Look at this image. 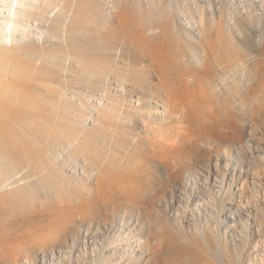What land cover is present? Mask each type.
Listing matches in <instances>:
<instances>
[{"label": "rangeland", "instance_id": "rangeland-1", "mask_svg": "<svg viewBox=\"0 0 264 264\" xmlns=\"http://www.w3.org/2000/svg\"><path fill=\"white\" fill-rule=\"evenodd\" d=\"M23 2H28L29 5L26 12L18 14L23 18L21 21L25 29L24 41L15 43L19 56L14 57L21 62L19 71H12L15 69L12 66L16 64L12 62L14 57L11 53L4 60V66H8L7 72L0 69V251H17L21 258L29 256L34 259L35 251L39 250L55 257V264H116L119 263L121 254L112 259L106 249L102 251L99 248L98 252L97 248H89L86 243L87 229L90 225H103L105 221L111 220L120 222L121 227V219L124 217L131 225L141 223V228L138 229L141 238H138L142 246L135 245L136 249H141V253L137 252L131 258V264H264L262 112L248 126L251 125L250 128L261 139V153L257 154L262 155L263 160L259 162L255 159V151L249 145H246L248 147L244 154H236L238 161L251 169L261 170L263 180L259 189H262L256 193L254 185L249 184L252 191L248 195L250 201L248 203L244 200L245 207H241L238 194L234 196L232 189L230 195L222 198L205 185L202 191L206 190L212 201L210 205L218 200L219 203L211 211L212 216L205 212L201 216H193L197 223V253L188 245L189 242L196 244L193 242L196 238L191 240L192 238H185L179 233L186 231L194 239L195 231L190 226L191 215L181 224L177 220V213H168L165 209L166 200L171 199L173 185L184 181L183 171L169 176L163 163L159 161L163 176L171 178L170 184L159 188L158 183L156 189L146 195L147 205L144 204V208L141 206L143 210L140 211L136 206L134 207L137 209L133 206L128 208L124 202L110 203L111 193L106 190L92 200L86 199L96 193V176L103 169L104 163H107L111 172L119 166L122 168L123 164L125 166L124 162L131 159L127 155L132 150L131 143L137 140L133 133H144L142 125L133 128L129 119L122 124L117 118L112 121L111 128L108 117L103 121L98 116L103 114L107 104H114L117 110L118 107L121 109L113 96L118 84L112 79L107 81L108 76L112 78L109 71L111 66L121 69L148 66L157 49L161 53L169 51L172 55L181 49L189 54L191 65L197 64L196 54L194 55L197 35L186 28L193 27L189 15L200 18L203 12L207 15L210 11L219 14L223 7L235 14V4H240L241 14L235 18L237 24L229 17L224 25L227 30L233 28L228 45L233 49L239 46L248 54L245 87H256L264 78V0ZM3 5L5 4L0 0V14L4 10ZM17 5L19 8L23 7L22 3ZM16 10L18 12L19 9L15 8L14 11ZM254 12L258 13L256 18L253 16ZM180 24L183 27L178 30ZM259 60L262 61L258 62ZM81 61L86 67L83 72L80 71ZM104 71H109L110 75H104ZM94 72L98 73L96 79H93ZM152 80L158 82L156 76ZM261 88L264 89V84ZM130 97L133 100L123 102L126 112L139 108L136 104L137 97L132 94ZM260 102H264V97L249 94V106L253 104L258 107ZM258 110L264 111L262 108ZM155 112L158 114V111ZM92 117L95 120L92 121ZM104 133L107 136L122 134L126 141L116 167H113V161L110 164L105 161L107 152L103 148ZM236 135L245 140L249 135L246 125ZM149 144L150 142L138 149L150 152ZM201 154L206 157L204 151ZM88 165H91L89 175L85 173ZM235 178L237 186H241L242 180L239 178L242 176ZM86 191L90 193L86 194ZM172 213L174 214L171 215ZM158 218H166V226ZM69 219H73L74 223L64 240L59 239L58 243L55 239L57 243L54 241L51 247L43 250L39 246L40 242L47 243V238L52 234V228L45 229L44 225L51 223L53 226L55 222L57 225L58 222L63 223ZM159 226L163 229L167 227L163 231L170 237H164ZM33 230L37 233H33ZM78 230L81 231V238L75 239L74 233ZM157 232L161 233L157 235L159 238H156ZM173 232L175 237L180 234L178 238L181 239H175ZM205 232L212 239L207 241L204 238ZM26 235L31 238L35 235L34 241L37 239L35 242H40L35 243L33 238L31 240ZM138 238L135 236V239ZM21 240L23 243L19 244ZM64 244L70 247L69 259L65 258L64 252H58L59 247ZM198 245L204 249L201 250ZM29 249H33L31 254ZM190 251L196 254L197 260ZM186 254L191 255L188 257Z\"/></svg>", "mask_w": 264, "mask_h": 264}, {"label": "bare ground", "instance_id": "bare-ground-1", "mask_svg": "<svg viewBox=\"0 0 264 264\" xmlns=\"http://www.w3.org/2000/svg\"><path fill=\"white\" fill-rule=\"evenodd\" d=\"M1 1L5 5H3L4 10L0 14V69L7 72V64L4 66L6 55L11 53L13 57L19 56L15 43L19 40L24 41L25 38V29L21 21L23 18L19 17L18 14L19 12H26L29 4L23 2V0ZM17 3H22L23 7L19 8ZM15 8L19 9L18 12L17 10L14 11ZM235 8L237 10L235 14L230 13L228 9L223 7L219 14L210 11L207 15L203 12L200 18L193 14L189 15L193 27L186 26V28L191 29L197 35L196 50L194 52L197 64L191 65L189 54L183 50L181 51V49L176 53L174 52V55L169 51L161 53L157 49L158 51H155L156 54H154L153 60L148 66L138 65L135 69L127 67L121 69L111 66L109 71L112 78L108 76L107 81L110 82L112 79L118 84L113 96L116 104L121 106L122 110H119V107L117 110V106L114 104H107L103 114H98L103 121H106L105 117H108L111 128L113 120L116 121L118 118L119 122L124 124L125 121H128L126 119H129L133 124V128L142 125V131L145 134L133 133L137 140L131 143L132 150L127 152L131 159L124 162L126 163L125 166L123 164L122 168L119 166L120 169L115 168L111 172L107 167V163H104L103 169L96 176V193L94 192L95 195L92 193L86 199L92 200L94 196H99L103 190H106L111 193L110 203L124 202L127 203L128 208L136 206L140 211L142 207L144 208L147 205L146 195L149 192L154 191L159 184V188H162L165 184H170L171 178L163 176L158 164L159 161L163 163L169 176L183 171L184 181L179 185H173L171 199L166 200L165 209L168 213L170 211L177 213V220L181 224L187 221L189 215H191L192 218L190 219L193 222L190 220V226L192 225V229L194 228L195 231L194 239L193 235H188L190 233H186V231H180L179 233L185 238H192L191 240L196 238L193 241L196 244L191 242L188 244L195 253L198 250L197 223L193 216H201L204 212L210 214L219 203L218 200L214 205H210L212 201L209 199L206 190L202 191L205 185L222 198L230 195L232 189L234 196L238 194V203L241 204V207H245L244 200H247L248 203L250 201L248 195H251L252 191L249 184L254 185L256 193L262 189H259L263 180L261 170L259 168H249L246 164L238 161L236 156V154H244L246 147H248L246 145H249L255 151V159L259 162L263 160V156L257 154L258 152L261 153V139L253 131L254 129L250 128L251 125L248 126V124L262 115L261 112L264 113V111L258 110L259 108L264 109V102H260V105H257L258 107L253 104L249 106V94L250 96L264 97V89L261 88L264 84V78L260 80L256 87H245L244 81L248 73L246 62L248 54L239 46L233 49L228 45L233 28L227 30L224 25L229 21V17H232L235 24H237L236 17L241 14V11H239L240 4H235ZM13 12L15 13L13 14ZM253 16L256 18L258 13L254 12ZM182 27L183 25L180 24L177 28L181 30ZM16 36L20 39H17ZM260 61L262 60L258 62ZM12 62L16 64L14 67L12 66V69L15 68L12 71L16 73L19 71L18 67L21 62L15 57ZM85 70L84 62L81 61L80 71ZM109 71L102 73L110 75ZM153 76H156L158 82L155 83L152 80ZM96 77H98V73L94 72L93 79H96ZM103 80L106 81V78L103 77ZM130 94L137 97L136 104L139 105V108H132L131 112H126L123 102L133 100ZM155 111H158V114ZM257 114L259 115L257 116ZM155 116L158 118L156 119ZM91 120L93 121L95 118L92 117ZM245 125L249 135L245 140L239 139L236 134L243 130ZM103 135L105 138L103 148L107 152L105 161H109V164L110 161H113V167H116L120 155L124 151L126 141L122 134H109L107 136V133H104ZM149 142L150 152L138 149ZM202 151H204L206 157L201 154ZM90 166L88 165L85 170L88 175ZM236 176H242V178H239L242 180L241 186H237ZM88 193L90 192L88 191L86 194ZM210 215L212 216V214ZM160 218H158V221H162L163 224L167 220L166 218H163V220ZM47 221L49 222V220ZM121 221L123 222L121 227L119 225L121 223L114 220H111V222L105 221L103 225H90L87 229L86 243L90 249L97 248L98 252L106 249L110 252L112 259H115L117 254H121L120 261L116 264H131V258L137 252L141 253V249L135 248V245L140 243L139 238L141 237H139L138 229L141 228V223L137 222V224L131 225V222H126L124 217ZM72 223H74L73 219H69L63 223L58 222L57 225L56 222L54 225L52 223L53 226L50 225L51 223L44 225L45 229L49 228L50 230L52 228L53 230H50L52 234L48 237L49 240L46 236L49 243L42 244L39 241V246L43 250H47L54 241L57 240L58 242L59 239L65 238L67 231L73 226ZM21 224L24 225V223ZM167 227H169L168 224ZM203 228L200 227V229ZM41 229L43 230V228ZM164 229L162 228L161 231ZM200 229L198 232L201 235ZM30 231L32 232V230ZM160 232L155 234L156 238H159L157 235L162 233ZM167 232L170 233V230ZM174 232L175 237L176 232ZM164 233L165 231H163L165 237ZM74 234L75 239L81 238V231H75ZM180 234L176 235L181 236ZM204 234L207 241L212 239L209 233L205 232ZM35 235L32 236L33 241ZM26 236L25 238L29 235ZM135 236L139 238L135 239ZM178 236L175 239H179ZM28 238L26 240L30 242ZM32 238L30 237L31 240ZM26 240L24 242H27ZM21 243L23 241L19 244ZM34 246L37 248L36 244ZM64 248H66L65 251ZM69 248V245L64 244L57 250L60 254L64 252L65 258L69 259L71 254ZM32 250L29 249L30 254ZM190 253L192 252L190 251ZM195 253H192V256L195 257ZM186 255L189 257L191 254ZM54 258L46 253L39 252V250L35 251L34 259L29 256L21 258L17 251L14 253L0 251V264H11L12 261H14V264H55ZM196 258L195 260H197ZM60 261L61 259H59Z\"/></svg>", "mask_w": 264, "mask_h": 264}]
</instances>
